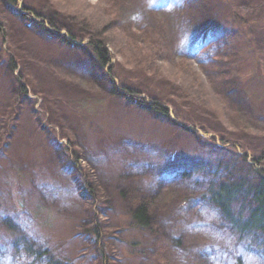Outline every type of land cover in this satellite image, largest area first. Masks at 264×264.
Listing matches in <instances>:
<instances>
[{
	"label": "rangeland",
	"instance_id": "1",
	"mask_svg": "<svg viewBox=\"0 0 264 264\" xmlns=\"http://www.w3.org/2000/svg\"><path fill=\"white\" fill-rule=\"evenodd\" d=\"M25 1L44 15L58 10L79 35L105 41L124 83L143 90L137 97L145 98L144 90H149L174 109L182 105L184 110L178 108L179 118L171 112L165 120L107 90H92L95 63L81 49L88 39L77 40V47L69 45L56 29L49 35L38 27L41 19L32 15L22 21L0 2V264H47V252L70 264H100L99 245L89 231L94 226L111 258L108 264H155L139 250L151 239L132 226L129 206L134 198L158 192L161 182L164 190L153 197L156 229L160 244L180 259L164 264H264V243L261 248L239 244L219 212L202 197L206 185L180 178L171 184L163 165L170 158L177 163L197 159L212 145L213 136L248 149L229 145L228 157L247 153L249 162L258 158L264 153V82L259 92L253 82L246 85L255 99L244 105L229 98L237 92L224 97L205 85L201 102L206 108L193 105L192 111L187 103L177 102V94H167L161 77L184 85L183 67L164 61L157 63L160 69L150 66L157 60L156 36L170 38L173 53L183 57L196 32L209 26L215 27L203 38L209 43L204 52L213 56L209 62L251 81L253 68L264 72V0H227L234 7L226 0H120L116 7L107 0L20 4ZM210 4L216 6L211 18L191 20L197 8ZM239 5L248 10L238 11ZM237 12L242 17L233 20ZM114 22L120 30L113 28ZM60 34L69 37L67 30ZM12 54L19 60L14 72L9 65ZM198 68L191 65L192 72ZM230 106L237 108L238 117L231 118ZM237 118L245 119L247 127H232ZM194 120L201 124L197 131L202 139L185 127ZM202 125L212 132L205 133ZM209 154L216 160L218 155ZM27 246L33 257L25 253ZM39 252L46 255L37 260ZM157 253L149 251L152 257Z\"/></svg>",
	"mask_w": 264,
	"mask_h": 264
},
{
	"label": "trees",
	"instance_id": "2",
	"mask_svg": "<svg viewBox=\"0 0 264 264\" xmlns=\"http://www.w3.org/2000/svg\"><path fill=\"white\" fill-rule=\"evenodd\" d=\"M101 1L104 2L103 0ZM107 1L115 4L114 7L121 4L120 0ZM202 1L205 2L206 0H201V2ZM0 2H3L10 14L20 18L22 21L30 20L32 15L41 19V21L37 23L38 27L43 29L49 35H52L56 29L57 34L62 36L61 41L69 45L77 47L78 45L75 44L77 40L82 43L85 39H88L85 46H82L81 44L80 46H82V52L95 63V75L93 76V80L90 85L92 90H107L110 96H119L126 102H135L140 108H147L153 111V113L161 115L165 118V120H170L167 118L171 116V112H174V114L179 118L180 113L178 112V108L184 110L182 105L181 107L176 106L174 109V107H171L170 104L167 103V100L165 101L163 98L151 93L149 90H144L148 92V95H146L145 98L137 97L138 94H144L143 90L141 91V88L129 87L127 83H124L125 80L122 78L118 71V67L113 62L115 54L107 48L106 42L98 36L90 34V36L79 35L72 28V26H69V22L72 21L64 18L58 10L54 11V15L48 16L44 15L43 12L38 11L27 1H25L23 5L20 4V0H0ZM227 4L230 7H234V5H230L228 2ZM214 7L216 6L210 4L207 7L205 6L202 10H199L201 8H197V10L202 14L199 15L196 13L198 12L196 10L195 13L190 15L191 20H198L202 18L207 19V17L211 18L212 15L216 13ZM247 10L248 8L244 5L238 6V11ZM237 13L239 16L235 17L233 14V20L241 19L242 13ZM47 21H49V25ZM112 26L115 30H120L116 26L115 22ZM208 27L209 26L204 27L196 32L194 35L196 40H190V42L186 44L184 49L185 55L183 57L176 56L173 53V43L170 38H167L165 35L156 36V45L158 47L154 52L157 60L155 61L156 64H150V66L152 68L156 67V69H160L161 66L157 63L164 61L174 67H183L182 72L185 74L184 77L189 80L187 81L185 79L184 85L162 75L161 77L164 84L167 85V94L169 96L178 95L179 97L177 102L187 103V107H191L190 109L192 111H194V109H192L193 105H195V108L197 109L206 108L201 102L205 85H207L215 93H220L222 96L229 91L237 92V97L229 98L240 105H244V103L248 104V100L254 103L253 100L255 99V94L252 93L254 95L253 96L250 92H248L246 85L253 82L251 84L256 86V92L261 91L260 85L264 82V72L261 73L260 69L253 68L252 71H250L251 81L245 82L237 74L234 75L232 71H226L221 68L218 69L217 66L212 65L210 62L213 56L209 52H204L209 43H206L203 38L207 37V34L215 27ZM63 30L68 31L69 37L65 34H60ZM137 34H143L144 36L149 35L144 31H139ZM17 61L19 60L15 55H10L9 65L13 72L17 71ZM191 63H194L197 67L199 66L197 69L198 72H192ZM234 73H236L235 70ZM148 75L149 79L153 81L155 78L154 75L150 71L148 72ZM229 76H234V79H230ZM17 80H19V78H17ZM157 82L162 83V81ZM169 84L172 87H170ZM257 84H259V86H257ZM22 90H25L26 92L28 91V89L24 88V85H22ZM190 94L195 96L194 99ZM231 108V112H228L231 114V118L238 117L239 114L236 112L237 108ZM193 118L197 119L195 116ZM243 120L245 119L233 121L234 125H232V127L241 129L243 126L246 128L247 124ZM173 122L177 123L176 120ZM191 125L192 128H189ZM198 125L201 124L197 123V120H194L191 123L185 122V127L188 132H192L202 139V135H200L199 131H197ZM202 129L207 134L212 132L206 129L203 125ZM217 138V136H213L211 138L212 141L209 142H212V145L204 147L203 153H201L197 159H192L191 161L185 159L180 160L177 163L176 159L170 158L169 161L163 164L166 166V169L169 170L167 178L171 184H174L176 178H180L182 180H188L191 182L196 181V183L206 185V195L202 194V197L206 202H209L210 205L217 210V212H219L223 223L238 238V243H247L249 247H253L256 244V246L259 245L261 248V243H264V153L261 152L258 158L253 159V162L248 161L247 153L244 155H240V153H238L237 156L232 154L233 157L231 158L227 156L230 151V148H228L229 145L232 148H243L244 152H247L248 149L237 141L225 137H222L221 139L218 138L220 140V144L218 145L215 143L218 140ZM82 149L83 147H79L77 150ZM209 153L218 155L215 157L216 160ZM76 158L78 159L79 157L76 155ZM254 161H256V163H254ZM257 164L259 165L257 166ZM163 185H165V183L161 182L158 184V192L155 191V193H149L144 197L132 199L130 202L131 206H129L131 209L132 226L141 234H147L151 239L148 242L149 244L145 246L144 250L143 248L139 250L141 253L146 254V260H152L155 264H164V262L168 263L169 260H180L176 258V256H172L170 254L167 246L160 244V234L156 229L157 224L155 217L157 215V208L154 207L155 201L153 200V197L164 190ZM89 231H91L95 237L96 244L99 245L97 252L101 260L100 264H108V261H110L111 258L108 257L100 242L102 238L99 227L94 226L92 229H89ZM14 244L17 246L18 241H14L13 245ZM178 245L181 246V241H178ZM156 250L158 251L157 257H152V255L149 254V251L155 252ZM32 252L31 246H27L25 253H27L28 257H33ZM138 252H134V256H136ZM166 252L168 253V256L165 255ZM38 254L39 255L35 256V259L37 260H39L38 258H42V254L46 255L44 252H39ZM46 256H48L47 264H70L67 259L50 256L48 252ZM177 256H183V254H177ZM239 264H243V262L239 261Z\"/></svg>",
	"mask_w": 264,
	"mask_h": 264
}]
</instances>
